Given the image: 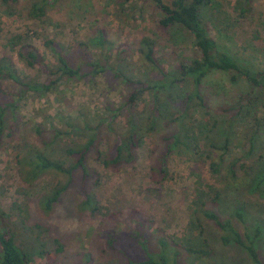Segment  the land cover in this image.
<instances>
[{
  "label": "rangeland",
  "instance_id": "obj_1",
  "mask_svg": "<svg viewBox=\"0 0 264 264\" xmlns=\"http://www.w3.org/2000/svg\"><path fill=\"white\" fill-rule=\"evenodd\" d=\"M240 3L242 11L237 6ZM41 5L43 15L31 17V7ZM159 18V11L148 0H0V59L10 61L19 77L32 82L52 79L48 71L55 67L56 61L43 45L46 40L52 41L74 66L84 60L81 49L89 62L105 65L104 71L93 77L59 81L54 91L45 96L27 92L17 101L14 114L5 115L0 143V223L13 236L15 246L24 256V264H78L83 253L90 255L92 264H124L123 257L138 259L137 249L128 244L129 237L122 236L120 240L122 254L116 250L102 251L100 244L104 239L96 238L95 234L98 230L129 233L122 218L132 210L136 212L134 215L152 222L151 236L161 231L189 241L192 236L188 235L187 223L197 209V194L209 187L219 191L216 211L220 216L231 218L235 209H241L246 224L255 220L264 222V194H251L249 180L245 185L247 192L241 189L243 185L234 191L225 190L219 179L209 173L207 161L189 153L170 154L166 178L154 191L155 186L147 178L149 150L157 152L160 138L176 130L174 124L166 122L179 112L178 91L160 93V116L149 132L146 128L152 97L145 93L137 100L131 116L141 140L131 168L116 173L103 169L99 162L89 163L99 174V183L88 189L98 200L97 214L79 212L77 205L83 198L74 186L61 195L48 213H43L37 205L38 198L55 184L56 178L46 173L31 185L21 180L16 160L25 146L37 148L51 159L68 162L63 149L84 141V127L98 125V149L101 155H108L113 135L107 128L123 132L128 121L124 109L116 112L129 92L120 76L131 82L155 78L138 54L141 39L152 41L154 57L164 71H173L178 63L197 56L191 35L179 27L161 31L157 27ZM200 18L218 46L237 61L264 71V0H211L201 10ZM98 36L104 41L102 47L95 43ZM24 43L39 54L40 61L33 68L24 66L17 57V47ZM0 90L3 96L17 94L18 87L0 79ZM247 92L249 86L243 79L231 83L226 74L215 72L204 81L202 93L217 121L210 139L219 142L228 138V160L241 156L238 145L246 151L243 135L250 127L238 122L229 126L225 116L216 114L214 109L231 105L238 95ZM191 116L195 117L196 113L192 112ZM108 118H112L110 126L105 124ZM53 131L60 133L54 140ZM201 146H204L202 141L198 151ZM249 159L255 165L258 163L257 167L264 163V123L256 131ZM112 214L113 219H109ZM199 222L201 238L210 251L205 264H246L241 252L219 244L218 234L210 224L203 219ZM259 249L264 258V241Z\"/></svg>",
  "mask_w": 264,
  "mask_h": 264
},
{
  "label": "trees",
  "instance_id": "obj_2",
  "mask_svg": "<svg viewBox=\"0 0 264 264\" xmlns=\"http://www.w3.org/2000/svg\"><path fill=\"white\" fill-rule=\"evenodd\" d=\"M148 1L159 11L158 29L165 31L179 27L187 31L192 37L197 56L188 62L178 63L173 71H164L154 57L152 41L148 38L141 39L138 54L155 78L131 82L127 77L118 75L121 82L129 87V92L116 112L124 109L128 121L123 132L107 128L113 135L107 156L101 155L98 149L97 124L93 128H83L86 137L82 143H72L63 149L68 162L51 159L43 151L25 146L23 153L16 160L21 180L31 185L46 173L52 174L57 180L38 198L37 205L43 213H48L70 186L76 187L83 198L77 205L79 212L87 215L99 212L98 200L92 190L90 192L88 190L99 183V174L89 163L99 162L103 169L116 173L135 164L136 149L139 147L141 137L131 116V110L145 93L151 95L153 100L150 115L147 117L149 126L146 131L149 132L153 129L152 123H155L160 116L161 109L158 105L160 93L178 91L179 112L166 122V124H174L176 130L167 137L160 138L157 152L149 150L147 178L155 186V192L166 178V165L170 154L189 153L203 157L207 161L209 173L219 179L218 182L220 181L223 189L234 191L243 185L241 189L247 192L245 185L249 180L248 187L251 194L256 192L264 194V163L257 167L258 163L255 165L249 159L254 148L256 131L264 123V71L255 70L246 63L237 61L208 35L200 18V12L211 3V0ZM237 6L242 11V4ZM43 13V5L32 6L29 15L38 18ZM95 43L102 47L104 41L98 36ZM43 45L56 61L55 67L48 71L52 76L51 80L32 82L19 77L10 61H6L5 58L0 59V79H7L18 87L17 94L10 93L3 96L0 90V143L5 127V115L14 114L17 101L21 100L25 93L45 96L54 91L61 80L74 81L86 76L93 77L105 69V65L100 66L96 61L89 62L84 49L80 50L81 58H84L82 64L74 66L64 58L56 46H53L52 41L46 40ZM17 57L27 68H33V65L40 61L36 49L25 43L17 47ZM215 72L228 75L231 83L243 79L249 86V92L238 95L231 105L217 106L214 109L216 114L225 116V122L229 126L238 122L242 126L250 127L243 135L247 145L246 151L243 152L242 147L238 145L241 148L238 150L241 156L229 160L227 159L230 153L228 138L219 142L210 139V134L212 135L217 127V121L213 119L207 98L202 93L205 79ZM105 108L111 110L108 105ZM192 112L196 113L195 117L191 116ZM111 119H106L107 126L111 125ZM38 130L36 126L35 132L38 133ZM51 135L54 140L60 133L53 131ZM201 141L204 146L198 151ZM197 195V209L193 211L187 223L188 235L193 237L190 238L191 240L184 242L183 239L166 235L161 231H158L157 236H151L152 222L134 215L136 212L132 210L126 213V218H122L123 227L126 226L130 230L129 233L123 234L121 230L116 234L111 231L95 232L96 238L104 239L100 244L101 250L107 252L116 250L124 254L120 249V240L122 236H127L131 239L128 242L129 246H134L139 255L138 259L134 260L131 258L126 260L123 257L124 264H205L209 259L210 251L206 249L205 242L201 238L199 221L203 219L216 230L217 240L221 246L241 252L246 264H264L259 249V244L264 241V222L255 220L251 224H246L241 209H235L231 218L220 216L216 211L220 201L219 191L214 188L209 187L207 191H199ZM113 216L110 215L109 219H113ZM4 228L3 223H0V264H24L23 254L15 246L13 236ZM78 264H92L90 255L83 253Z\"/></svg>",
  "mask_w": 264,
  "mask_h": 264
}]
</instances>
